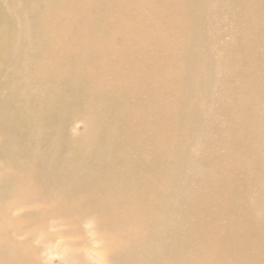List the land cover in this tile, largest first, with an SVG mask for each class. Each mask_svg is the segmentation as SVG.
I'll use <instances>...</instances> for the list:
<instances>
[{"label": "bare ground", "instance_id": "obj_1", "mask_svg": "<svg viewBox=\"0 0 264 264\" xmlns=\"http://www.w3.org/2000/svg\"><path fill=\"white\" fill-rule=\"evenodd\" d=\"M128 1L0 0V18L5 20L6 26L5 34L0 38V73L3 65L9 67L7 74L2 75L5 79H0V157L3 156L5 161L0 169V264H38L39 252L51 253L45 246L34 249L26 243H14L7 235L6 208L20 199L30 201L37 211L39 217L36 220L39 222L34 225L43 233L48 227L45 192L40 194L42 199L34 198L29 191L24 193L30 180L42 189L56 183L52 191L61 198L57 206L63 210L58 215L63 227L69 228L79 221L99 226L100 239L94 238L92 244L81 247L90 253V258L87 257L91 264H195L191 257L187 209L192 205L200 212H207L200 198L194 195L216 186L219 175L221 189L222 182H228L234 196L241 194L240 185L246 186L241 194L245 219L239 217L234 200L229 197L225 201L227 210L221 218L223 225L219 227H229L235 245L241 238L254 235L263 247L256 257H250L249 263L239 250L235 251L231 256L235 257L232 264H264L263 187L257 186L255 179L250 183L239 180L235 173V159L231 157L224 160L220 173L217 172L215 157L209 148L213 143L223 146L222 138L211 139L210 129H224L221 117L226 112L240 120L239 137L242 139L237 135L236 138L245 144L243 161L246 160L248 166L251 161H257V152L264 143V108L259 93V88L264 86L252 84L243 100L237 94L232 95V100L227 96L224 99L222 93L226 88L232 89L226 86L223 76L231 68L227 67V59L232 48L229 49L230 40L225 34H228L227 27L231 22L227 15H231L235 0H177L169 3L182 18L174 26L177 34L174 39L181 47L183 38L178 37L179 31L184 27L189 32L186 43L183 42V47L186 44L189 48L188 54L184 51L181 55L182 49L174 47L172 41H165L171 31L161 30V24L138 29L145 44L156 49L169 68L171 64L173 67L176 87L169 89V98L157 107L162 120L159 131L147 123L140 131L129 135V140H123L128 137L123 135L120 142L117 138L104 137L102 128L97 126L98 131H86L74 154L59 155L63 147L59 132L61 123L53 112L48 113L46 103L38 98L37 93L41 90L53 93L54 98L47 102L61 110L74 105L92 113L98 108L100 118L109 122L106 124L109 136L115 133L122 116H117L119 114L113 109V90L107 87L101 92L103 82L94 72L79 86L78 79L71 76V71L83 70L85 62L79 56H65L63 53L68 50L77 52L81 44L90 51L94 47L93 41L74 42V36L52 41L46 27L59 11L65 17L79 8L80 16L74 22L75 34L81 38L87 33H97L99 30L93 17L106 16L112 24H117L112 18V9L121 4L124 7L119 10L117 18L124 22L128 17ZM135 2L140 7L145 5L140 0ZM249 2L257 13L260 0ZM225 10L229 12L223 13ZM119 29L121 81L141 84L144 78H132L131 74L135 69L133 55L138 53L139 43L127 36L126 28ZM152 29H156L153 37L150 36ZM11 33H18V38H12ZM49 52L61 57L62 62L49 61L46 58ZM51 65L55 67L50 74ZM257 77L254 74L253 81ZM259 79H264V75ZM142 92L152 94L143 88ZM150 115L142 107L138 108L137 118ZM153 138H161L163 142L156 160L150 158L145 147ZM202 142L209 145L203 147ZM135 149L140 151L134 154ZM171 159L176 160L173 166ZM84 178L86 181L82 182ZM70 185L76 187L73 195L76 197L72 199L68 196ZM48 204L53 206L56 203ZM43 238L49 241L47 232ZM45 245L52 246L47 242ZM45 260H41V264H50ZM215 264H227V261L219 256Z\"/></svg>", "mask_w": 264, "mask_h": 264}, {"label": "rangeland", "instance_id": "obj_2", "mask_svg": "<svg viewBox=\"0 0 264 264\" xmlns=\"http://www.w3.org/2000/svg\"><path fill=\"white\" fill-rule=\"evenodd\" d=\"M145 5L143 7L138 6L135 0H129L126 8L128 14L127 19L122 22L119 20L118 12L124 7L120 5H114L112 9V18L115 19L117 24H112V21L106 16L99 15L96 19L97 29L99 32L87 33L85 36L80 38L79 34H75L74 22L80 16V9L72 11L68 16L63 17L61 11L57 13L54 19H52L46 27L47 32L51 35L52 41H59L63 36H74L73 41L81 42L82 40H92L94 43L93 49L87 50L83 44L77 49L68 50L63 53L65 56H79L85 62V68L77 72L71 71V76L78 79V86L85 79H89V76L93 73L97 75L103 82L101 92L107 87L111 88L113 95V109L122 116V120L117 123L115 133L113 135L107 134L106 124L109 122L104 121L100 118L99 109H95L94 112H84L77 109L74 105L66 106L64 110L56 108L50 105L47 101L54 98V94L46 90H41L37 93L38 98L46 103L45 106L49 108L48 113H54V117L58 118L60 125V138L63 143L62 149L59 150V155L70 156L76 151L75 148L81 144L82 136L86 134V131L92 130L93 132L98 131L97 126L102 128V134L107 138H120L123 135V140H129V135L135 134L141 130L142 126H146L147 123L151 124L152 129L158 130L162 123L161 113L157 107L160 106V102H164L169 98V89L176 87L175 79L173 74L172 64L170 68L166 65L164 58L161 55H157L156 49L148 47L143 41V35L139 33L138 29L144 28L147 25L155 27L158 23L161 24V30H170L169 38L165 41H172L174 47L182 49L181 55L184 53L188 54L189 48L183 47V42L189 37V32L183 27V31H179V38L182 39V47L177 39H174L177 34L174 30L175 24H179L182 21L181 16L177 10L169 4L177 0H140ZM179 1V0H178ZM250 0H235L230 16L231 22L227 27L228 34L223 32V35L228 37L230 42L228 43L231 54L228 55L227 62L231 67L230 70H226L225 78L226 86H231L232 89H225L222 93L227 96L228 99L232 100V95L237 94L239 98L243 100V95L248 94L252 88V84L255 83L257 87L264 86V79H259L261 75H264V0H260L257 4V13L253 11V5L249 2ZM78 2V1H77ZM147 9H151L145 13ZM230 9V8H229ZM229 10L223 11L227 13ZM182 17L184 15L182 14ZM0 38L5 34L4 29L5 20L0 18ZM119 21L121 25L117 22ZM86 22V21H83ZM120 27L126 28L125 31L127 36L133 37L134 42L139 43V50L137 54H134L135 69L131 72L132 78H144L141 84L128 80L127 82L121 81L122 67L118 63L119 54L121 52L120 47ZM156 29H152L150 36L153 37ZM12 38H18V33L9 34ZM224 35V36H225ZM143 36V37H142ZM174 39V40H173ZM143 41V42H142ZM180 55V56H181ZM49 61L56 64L62 62L61 57L49 52L46 55ZM42 61V60H41ZM44 62V61H42ZM46 63V62H44ZM38 63H35L37 65ZM55 66L51 65L49 72L54 70ZM80 67V65H79ZM261 67V69H260ZM9 70L8 65H3L0 73V79L2 75L5 76ZM257 77L253 81V75ZM145 82V83H144ZM74 89L76 87H73ZM143 89H147L152 92L148 94L142 92ZM261 96V104L264 108V88H259ZM103 95V94H102ZM171 96V93H170ZM100 97H98V103ZM55 107V108H54ZM97 107L98 104H97ZM142 107L147 112L151 113L150 116H144L137 118L138 108ZM62 114H61V113ZM135 117V119H134ZM221 121L224 125L222 131L216 129H210V137L212 140L222 138L221 145L211 144L210 151L215 157V170L220 173V169L227 157L235 159V172L239 177V180H246L250 183L252 180L258 182L257 186H262L264 191V143L263 146L258 150L257 161H251L248 166L247 161H243V150L245 144H243L238 138L240 136L241 124L232 113L226 112L222 117ZM239 121V122H238ZM54 123V121H53ZM264 123V121H263ZM54 125H56L54 123ZM125 131L126 133H122ZM159 131V130H158ZM242 139V138H241ZM121 142V141H120ZM200 145L207 147L208 142H202ZM199 145V146H200ZM150 158L154 160L158 157V153H161L163 142L161 138H153L146 146ZM140 150L135 149L134 154H137ZM3 157V156H2ZM0 157V169L4 166V159ZM156 160V159H155ZM175 159L170 160V164L173 166ZM257 162V163H255ZM199 166L200 163L197 162ZM235 168H232L234 170ZM173 172V168H171ZM179 173V172H178ZM220 176V175H219ZM217 176L216 186H211L202 193H195L194 196H198L202 203L203 208L206 209V213L200 212L196 207L190 205L187 209L189 214L188 226L191 230V257L195 264H215L216 257H222L227 264H232L235 257H231L235 251H240L243 254V258L249 263L250 257H256V254L263 251L262 245L258 242V239L254 235H248L236 241L235 245L232 237L230 236L229 227H219L223 225L221 218L223 212L227 210L226 200L229 197L233 198V204L237 210L239 217L245 219L246 213L242 204L241 195L246 186L240 185L238 190L241 194L234 196L231 194V187L228 182H222V189L220 187V177ZM86 178L82 180L85 182ZM28 190L24 191L29 193L36 199H42L40 194L45 192L46 194V214H48V227L45 232L49 235V241L43 238V232L40 231V227H36L34 224H38L39 220H36L37 211L34 210L33 205L27 199H20L19 202L10 204L6 208L7 216V235L8 237L17 244L26 243L34 249H41L45 246L51 253H38V264H41V260H49L50 264H91L89 260V254L84 252L81 247L86 244H92L94 238L100 239L99 226L92 224H85L83 222H76L74 226L69 228L63 227L59 220V212L63 211L57 206V202L61 200L60 197L56 196L52 187L56 183H52L51 186H47L42 189L38 184H33L34 181H27ZM124 187V185H123ZM68 196L72 199L76 192V187L70 185L68 187ZM119 190V189H118ZM37 195V196H36ZM22 197V196H21ZM56 203L50 206L48 203ZM37 209V208H36ZM76 213H79L76 212ZM65 226V225H64ZM195 227V228H194ZM201 228L197 230L196 228ZM228 229V230H227ZM216 230L220 232L217 233ZM63 234H60L59 232ZM35 234V238H33ZM51 243L50 245H45ZM237 247V248H235ZM97 248V246H96ZM235 248V249H234ZM48 256V258L46 257ZM89 258H88V257ZM92 256V255H91ZM264 258V255H262Z\"/></svg>", "mask_w": 264, "mask_h": 264}]
</instances>
